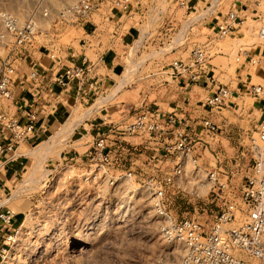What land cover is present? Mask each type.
<instances>
[{"label":"rangeland","instance_id":"374dc122","mask_svg":"<svg viewBox=\"0 0 264 264\" xmlns=\"http://www.w3.org/2000/svg\"><path fill=\"white\" fill-rule=\"evenodd\" d=\"M34 1L0 0V8L23 16ZM44 1L52 8L59 9L72 0ZM208 1L210 0L199 1L197 9L202 8L200 12L204 18L193 24L186 20L196 15L192 13L188 16L193 8L176 9L175 28L168 38L156 41L155 46L159 45L160 51L157 47L141 48L138 51L135 59H147L140 75L156 73V81H145L147 85L168 79L167 72L164 71L170 70L168 62L172 57L185 59L193 45L206 43L208 33L213 36L214 46L209 51L206 70L214 76L215 82L235 88L240 82V87H243L248 81H263L264 75L261 77L255 73H251L252 79L239 80V73L245 74L247 69H243L241 65L242 58L236 61L239 48L249 49L264 44V40L257 34L260 21L247 15L235 36L218 38L213 31L208 30L212 25L209 22L213 19L211 7H207ZM214 1L215 4L217 0ZM234 1L238 0H221L220 8L218 7L220 12L225 13ZM259 9L264 18V0ZM90 20L99 24L101 30L106 28V24L102 25L106 20V9L101 7L92 14ZM50 27L53 28V25ZM81 28L65 25L58 34L37 35L31 45L35 48L51 43L77 46ZM92 54L87 52V55L94 57ZM251 69L249 72H252ZM114 78L117 82L120 81L119 75ZM129 85L130 82L127 86L125 84L118 95H115L114 86L107 90L108 93H114H107L106 97L100 93L92 96L89 94L90 97H86L84 102L73 106L70 115L58 130L72 124L71 128L59 134L50 149L44 151L48 145L41 142L29 148L22 146L17 151V154H25V160L19 173L8 181L7 191L12 195L8 206L15 212L16 220L13 224L18 229V234L3 264H157L161 260L174 263L179 258L180 254L177 259L173 257L172 250L181 253L180 248L168 245L159 234L158 219L152 208V194L147 184L150 176L162 179L171 173L175 163L174 154L167 153L158 144L154 146L156 149L146 150V146H143L147 141L145 137L122 135L120 139L124 143V150L129 153L132 147L134 151L132 150L131 155L123 154L125 156L119 163L123 166H114L107 171L113 169L115 172L111 173L118 174L132 167L131 177H122L112 185L101 183L99 186L84 178L90 168L86 155L94 137L91 136L92 131L87 133L82 125L87 129L85 122L90 123L97 116L102 118H96L93 122L119 120L120 114L114 110L121 108L122 104L129 109L137 102L136 111H140L145 104L151 105L154 100L152 97L142 98V95H137V90L144 86L139 81ZM101 99H105L104 102L98 103ZM155 102L157 105L154 107L162 111H165L163 108L167 104L173 106L171 99L163 92H158ZM121 110L123 111L122 108ZM170 112L172 110L167 111ZM213 114L217 116V122H220L217 134L207 138V149L197 144L193 153L199 157L201 170L216 166L221 171L220 177L226 179L228 188L237 190L250 167L247 144L254 135L261 110L256 100L241 93L233 104ZM102 126L105 127L104 124ZM50 137L51 135L44 138V141L51 140ZM107 143H111L110 139ZM107 147L112 148L113 144ZM74 149L79 152L73 155ZM154 151L159 154L156 157L158 160H155L154 165L152 162L148 164L147 157ZM70 156L72 159H69ZM111 173L109 171L108 174ZM26 178L33 182L25 184ZM198 178L202 177L186 175L177 179L175 184L167 185L163 205L177 220L197 219L208 226L224 203V198L220 196L224 193L217 188H209L208 185H199ZM19 189L21 190L17 191Z\"/></svg>","mask_w":264,"mask_h":264},{"label":"built area","instance_id":"2783aa9c","mask_svg":"<svg viewBox=\"0 0 264 264\" xmlns=\"http://www.w3.org/2000/svg\"><path fill=\"white\" fill-rule=\"evenodd\" d=\"M214 2L208 1L207 7H211L213 14L209 24L212 23L218 38L235 36L247 15L258 18L262 14L259 7L263 0L234 1L225 13L219 10L221 0H217L215 4ZM101 7L106 9V19H115L119 24L123 19L131 20L130 27L135 31L129 42H124L112 31L108 34L107 46H116L121 60L118 73L120 81L113 80L110 86L117 88L115 95L129 82L132 85L139 81L144 85L141 88L142 98L149 95V89L158 87V83L162 85L165 79L157 84L147 85L148 79L156 81V73L140 75L147 59L139 61L135 58L141 48L157 47L160 51V46H155L156 41L168 38L175 28L176 9L185 7L183 0H72L59 9L52 8L44 0H35L23 16L0 8V101L12 99L11 86L19 76V69L23 64L29 66L28 71L22 74L24 81L29 88H37L41 74L31 52L32 49H37L31 45L37 35L58 34L65 25L86 27L91 15ZM200 10L202 8H193L188 16L192 13L196 15L186 20L193 24L204 18ZM205 10L206 8L203 11ZM95 29L96 25H93L91 30ZM257 34L264 40V18L260 21ZM262 48L260 53L252 52L250 48H239L236 61L242 58L241 64L248 63L259 68L264 66V44ZM38 49L47 50L51 61V65L45 69L49 83L66 90L75 82L76 96L79 99L89 93L107 95L109 87L100 91L98 84V70L105 67V50L94 52V57L82 54L80 63L65 65L60 54L61 45L55 44L52 49L41 45ZM209 57L205 44H195L185 59L174 57L169 61L170 70L166 75L174 79L184 75L189 83H197L203 76L208 77L212 82V90L204 96L202 105L211 113L233 104L241 93L257 101L261 118L247 144L250 167L237 190L228 188L226 179L220 177L221 171L216 166L201 170L199 157L193 153L198 143L206 148L209 142L207 138H212L219 130V124L209 118L200 119L199 126L203 132L197 137L187 131L189 119L179 117L176 110L162 114L158 107L151 108L147 104L140 111H135L131 118L115 121L108 119L107 124L114 136L151 137L167 153L174 154L175 163L170 174L162 179L155 176L147 179L152 194V208L158 219L159 234L165 243L181 250L174 263L161 260L157 264H264V79L259 83H244L241 92L233 90L226 84L216 83L214 76L207 72ZM36 122L37 115L33 110L26 114V119L22 122L15 115L0 111V133L8 132L6 140L0 141V164L3 155H17L16 147L33 136ZM107 139L106 133L96 134L86 155L90 168L84 178L90 179L96 186L101 183L112 185L116 180L130 178L132 175L131 169L118 174H112L113 169L107 171L113 168L107 151ZM109 171L111 174H108ZM186 175L200 176L202 178H198L199 185H208L209 188H217L224 193L220 194L224 203L208 226L197 219L177 220L163 205L166 186L175 184L177 179ZM10 199L11 193L0 186V264L4 263L18 234V229L13 224L15 213L8 206Z\"/></svg>","mask_w":264,"mask_h":264},{"label":"crops","instance_id":"0c3cea01","mask_svg":"<svg viewBox=\"0 0 264 264\" xmlns=\"http://www.w3.org/2000/svg\"><path fill=\"white\" fill-rule=\"evenodd\" d=\"M142 1V0H141ZM185 7L184 8H196L200 0H183ZM248 14H251L250 12ZM92 16V15H91ZM251 18H253L255 21H261L263 19V14H261L258 18H254L253 15H250ZM116 17V16H115ZM91 18V17H90ZM131 20L123 19V22L121 24L117 23L115 19H106L103 21L102 25H107L106 28H103L102 30L99 28V24H96L93 20H90V23L86 26L81 28V36L77 40V46L76 45H68V46H61L60 54L63 57V63L65 65L71 64V63H80L82 54H87V52H91L94 54V52L100 53L104 52V58H105V67H101L98 70V74L100 78L98 79L99 87L101 88L100 91L104 90L107 87H110L112 85V81L115 80L114 76L118 75L120 68H121V60L118 57V48L116 46H107V39L109 31L114 32L115 34L119 35L121 39H123L124 42H129L131 38L133 37V34L135 33L134 29L130 27ZM93 25H96L95 31H92ZM100 29L98 33L96 31ZM209 31H213V34H215V30L213 29V26H209ZM105 38V39H103ZM119 38V39H120ZM213 36L209 33L207 34V41L205 44L208 51H210L214 43L212 42ZM55 44H46L47 49H52V47ZM252 52L260 53L262 52L263 48L262 45H255L253 48H250ZM32 58L35 62V66L40 71V79L38 83L36 84L37 88L34 89L32 87L29 88V85L27 82L24 81V77L22 74L28 71L29 66L27 64H24L19 69L18 77L14 84L11 86L12 90V99L7 101H0V111H5L9 114H13L19 119V121H24L26 119V114L30 111H35L37 115V122H36V129L31 138L28 140L20 143L16 147V154L17 151L22 147L29 148L32 145H35L36 143H41L44 141V138L49 137L54 132H56L59 127L64 123V121L68 118V116L71 113V109L73 106H76L77 103H82L84 100H86V97L89 94L92 96L93 94L89 93L87 96L83 98V100L79 101V98L76 96V83L73 82L70 87L66 90L61 89L56 84H51L48 82L46 77V71L50 65L51 61L48 56V52L45 49H32ZM92 54V55H93ZM174 57H172L173 59ZM169 63V62H168ZM243 65V69H247L245 74L239 73L238 76L241 78L239 80H244L243 78H250L252 79V74L255 73L258 76L264 75V66L259 67H253L248 63L241 64ZM252 68V69H251ZM208 69V66H207ZM251 69L252 72H249ZM169 70H165V72L168 73ZM168 79H165L162 85L158 86L156 88L149 89L148 98H154L152 104L150 107H154L157 105V102H155L156 96L158 95V92H163L171 99L172 107L171 105L167 104L166 107L163 109L165 111H162L160 108L159 110L162 112V114H167V111L170 110H176L179 114V117H185L189 119L190 126L187 128V131L192 135L193 137L200 136L203 132V129L201 126H199L200 119L203 117L209 118L210 120L214 121L217 124H220V122H217V116L213 114V112H209L208 109H206L202 105V100L205 95L210 93L212 90V82H210V79L206 76H203L199 79L197 83H189L187 81L186 76L182 75L178 79H174L171 76H168ZM153 79V78H151ZM148 79L147 81L151 80ZM244 82V81H243ZM217 83V82H216ZM241 82L238 83V85L235 88H232L233 90L241 92L244 88L240 87ZM144 91H147L144 89ZM143 90H137V95L140 97ZM150 96V97H149ZM140 99V98H139ZM141 100V99H140ZM131 102V101H130ZM133 102V101H132ZM123 111L121 108H117L114 110L117 114H120V119H129L131 116L134 115L135 111L138 110L137 102L132 104L129 109L125 107V104L121 105ZM135 110L134 112L130 113V111ZM216 116V117H215ZM96 118H102L100 116H97L93 118V121H95ZM112 120V119H111ZM223 120V119H222ZM90 123L85 122V124L88 126L87 129L82 125V129L86 130L87 133L89 130L92 131L91 136L94 137L96 134L102 132L108 134V139H110V142L113 144V147H107V151L111 156L112 160V166L118 168L119 166H123L119 163L122 162L125 155L123 154H129L131 155L134 149L130 147V152H126L124 150V143L121 141V137L114 136L110 132V125L107 124L106 121H97ZM115 121V120H114ZM104 124L105 127L102 126ZM8 137V132L4 131L3 133H0V141H5ZM147 141L145 143L146 150L148 148L156 149L154 147L156 145V141L152 139L151 137L145 138ZM109 142V141H108ZM111 143H107L108 146H111ZM200 144V143H198ZM207 149V147H206ZM133 150V151H132ZM73 155L78 153L76 149L73 151ZM153 154L150 157H147L148 164L150 162L155 164V160H158L159 154L158 152L154 151ZM69 159H72L70 156ZM25 160V154L18 153L15 156H10V153H7L1 157V164H0V186L3 187L5 190H8V181L12 178H14L19 171L21 170L23 161ZM128 169H132V167H129ZM13 210V209H12ZM14 211V210H13ZM15 213V212H14ZM16 220V216H15Z\"/></svg>","mask_w":264,"mask_h":264},{"label":"bare ground","instance_id":"6f19581e","mask_svg":"<svg viewBox=\"0 0 264 264\" xmlns=\"http://www.w3.org/2000/svg\"><path fill=\"white\" fill-rule=\"evenodd\" d=\"M248 30V29H247ZM117 89V88H116ZM111 91V90H110ZM115 91V90H114ZM114 91L113 92H111V93H108V94H112V93H114ZM109 96V95H108ZM106 97V96H105ZM104 98V97H103ZM104 100L105 99H101L100 101H98V103H100V102H104ZM96 103H97V100H96ZM96 106V105H95ZM94 106V107H95ZM96 108H98V107H96ZM93 109V108H92ZM89 110H90V108H89ZM84 115H86V113L85 114H83V116ZM80 120V119H79ZM71 126H72V124L71 125H66L64 128H62V129H60V130H58V131H56V133L54 134V135H51V140H45V141H43L42 142V144H45V145H48L46 148H44V151H46V150H48V149H50L51 148V146L53 145V143H54V141L56 140V138L58 137V135L59 134H61L63 131H65V130H68V129H70L71 128ZM39 150V149H38ZM37 151V150H36ZM33 181L32 180H30V179H28V178H26V183L25 184H30V183H32ZM23 186H25V185H23ZM22 186V187H23ZM22 187H21V189H22ZM25 187H27V185L25 186ZM21 189H19V190H17V191H20ZM25 189V188H24ZM20 193V192H19ZM11 197H12V195H11ZM24 224H27V222H25ZM25 226V225H24ZM28 227H29V225H28ZM30 228H32V227H30ZM33 231V230H32ZM78 250H82V248H78ZM172 254H173V257L175 258V259H177V257L179 256V254H181L178 250H172ZM173 261H175V260H173Z\"/></svg>","mask_w":264,"mask_h":264}]
</instances>
